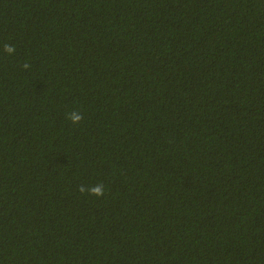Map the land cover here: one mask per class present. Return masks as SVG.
Segmentation results:
<instances>
[{"label":"trees","instance_id":"obj_1","mask_svg":"<svg viewBox=\"0 0 264 264\" xmlns=\"http://www.w3.org/2000/svg\"><path fill=\"white\" fill-rule=\"evenodd\" d=\"M0 264H264V0H0Z\"/></svg>","mask_w":264,"mask_h":264},{"label":"clouds","instance_id":"obj_2","mask_svg":"<svg viewBox=\"0 0 264 264\" xmlns=\"http://www.w3.org/2000/svg\"><path fill=\"white\" fill-rule=\"evenodd\" d=\"M5 51L9 54H13L15 52V47L5 45ZM24 67L27 69L28 64H25ZM69 118L73 123L79 124L83 119V115L81 113L74 112L71 116H69ZM78 190L81 194H89L98 198L104 196V185L102 183L88 188L81 185Z\"/></svg>","mask_w":264,"mask_h":264}]
</instances>
